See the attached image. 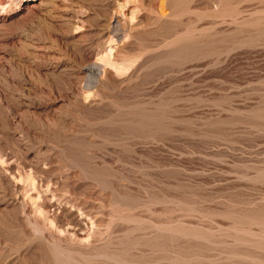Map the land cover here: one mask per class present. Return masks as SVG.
<instances>
[{
	"label": "rangeland",
	"instance_id": "1",
	"mask_svg": "<svg viewBox=\"0 0 264 264\" xmlns=\"http://www.w3.org/2000/svg\"><path fill=\"white\" fill-rule=\"evenodd\" d=\"M0 264H264V0H0Z\"/></svg>",
	"mask_w": 264,
	"mask_h": 264
},
{
	"label": "bare ground",
	"instance_id": "2",
	"mask_svg": "<svg viewBox=\"0 0 264 264\" xmlns=\"http://www.w3.org/2000/svg\"><path fill=\"white\" fill-rule=\"evenodd\" d=\"M214 3V2H213ZM236 9V8H235ZM92 73V72H91ZM94 73V72H93ZM77 203V202H76ZM75 205V204H74ZM73 206V205H72ZM76 206V205H75ZM75 209V208H74ZM84 215V214H83ZM72 219V218H71Z\"/></svg>",
	"mask_w": 264,
	"mask_h": 264
}]
</instances>
